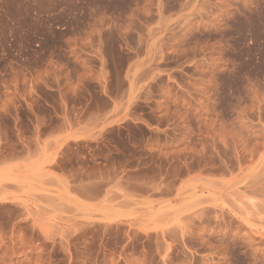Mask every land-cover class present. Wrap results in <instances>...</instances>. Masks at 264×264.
<instances>
[{
  "label": "rangeland",
  "instance_id": "1",
  "mask_svg": "<svg viewBox=\"0 0 264 264\" xmlns=\"http://www.w3.org/2000/svg\"><path fill=\"white\" fill-rule=\"evenodd\" d=\"M0 264H264V0H0Z\"/></svg>",
  "mask_w": 264,
  "mask_h": 264
}]
</instances>
